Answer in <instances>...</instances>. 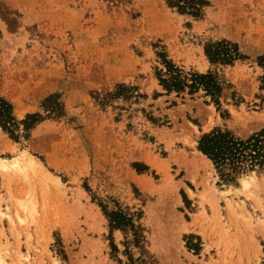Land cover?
<instances>
[{
  "label": "rangeland",
  "instance_id": "rangeland-1",
  "mask_svg": "<svg viewBox=\"0 0 264 264\" xmlns=\"http://www.w3.org/2000/svg\"><path fill=\"white\" fill-rule=\"evenodd\" d=\"M208 2L195 19L166 0H0V96L17 121L42 115L18 140L0 128L4 264H128L119 230L111 249L101 204L142 211L149 264H264V168L227 183L196 152L214 127L243 139L264 127V0ZM221 39L247 58L210 65L203 47ZM162 49L231 85L227 117L201 93L153 98ZM118 83L147 97L122 112L123 102L99 106Z\"/></svg>",
  "mask_w": 264,
  "mask_h": 264
},
{
  "label": "trees",
  "instance_id": "trees-1",
  "mask_svg": "<svg viewBox=\"0 0 264 264\" xmlns=\"http://www.w3.org/2000/svg\"><path fill=\"white\" fill-rule=\"evenodd\" d=\"M166 4L179 14L198 19L202 17L209 2L208 0H166ZM203 52L212 66H233L236 61L247 58L240 52L237 43L226 39L206 43ZM156 56L159 59V66L154 67V76L161 91L154 93V99L171 95L180 100H184L186 97L192 99L195 95L201 93V96L207 99L205 102L212 103L216 110L220 112L222 118L227 117V111L221 108V97L224 90L231 86L230 84L225 83L211 70L206 72H198L193 69L186 70L183 66L177 65L169 59L164 49L156 52ZM256 61L259 66L264 68V55L256 57ZM235 96V92H232L231 98L238 102L239 98H235ZM146 97L145 94L138 92V87L118 83L112 90L102 94L98 104L105 108L108 105L113 107L115 103L123 102V105H119V103L115 106L122 112L128 110L133 103ZM51 99L53 98L50 97L46 101L48 102ZM176 104L175 100L171 101L172 106ZM44 107L46 110L50 109L47 105ZM141 110L145 113L143 109ZM120 115L118 113V116ZM145 116L154 124L167 123L166 116L163 119L156 118L151 113H145ZM41 118V114L35 113L27 114L23 121H17L12 104L3 96H0V128L13 139L18 140L21 136L25 137ZM20 125H23L24 135L19 134ZM197 150L210 160L222 180L227 183L235 182L242 174L264 168V127L245 139L237 137L227 128L214 127L199 136ZM134 167L138 172H141V165L135 163ZM142 167L144 170L148 169L145 165H142ZM100 207L108 222L112 251L118 250L112 242L111 235L113 230H119L124 234L125 240L122 244L125 249L123 254L127 255L128 264H149L144 248L146 243L144 227L139 222L142 211L130 212L128 208L122 209L120 207L107 210L102 204ZM127 234L130 236L129 239ZM129 245L138 249L140 254L138 257H133ZM60 252L62 251L60 250Z\"/></svg>",
  "mask_w": 264,
  "mask_h": 264
},
{
  "label": "bare ground",
  "instance_id": "bare-ground-1",
  "mask_svg": "<svg viewBox=\"0 0 264 264\" xmlns=\"http://www.w3.org/2000/svg\"><path fill=\"white\" fill-rule=\"evenodd\" d=\"M196 152L198 153V154H200L201 156H203L204 157V155L201 153V152H199V151H197L196 150ZM205 158V157H204ZM33 161L32 160H29V163H32ZM7 164H9V163H7V162H5L4 160H1L0 161V169H5L6 168V166H7ZM15 165V164H14ZM13 165V166H14ZM196 168V167H195ZM189 174V173H188ZM190 176V175H189ZM247 180L246 179H243L242 180V182H243V184L244 185H247V182H246ZM27 208V207H26ZM32 209V208H31ZM30 210V209H29ZM28 211V210H27ZM31 211V210H30ZM0 264H4V261L3 260H1V258H0Z\"/></svg>",
  "mask_w": 264,
  "mask_h": 264
}]
</instances>
